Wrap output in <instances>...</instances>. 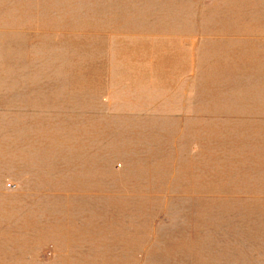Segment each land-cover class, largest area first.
I'll list each match as a JSON object with an SVG mask.
<instances>
[{
  "label": "rangeland",
  "instance_id": "1",
  "mask_svg": "<svg viewBox=\"0 0 264 264\" xmlns=\"http://www.w3.org/2000/svg\"><path fill=\"white\" fill-rule=\"evenodd\" d=\"M83 259L264 264V0H0V264Z\"/></svg>",
  "mask_w": 264,
  "mask_h": 264
},
{
  "label": "bare ground",
  "instance_id": "2",
  "mask_svg": "<svg viewBox=\"0 0 264 264\" xmlns=\"http://www.w3.org/2000/svg\"><path fill=\"white\" fill-rule=\"evenodd\" d=\"M3 158V157H2ZM23 199V198H22ZM84 263L87 264V259H83ZM93 260L89 261V264H92ZM75 264V263H74ZM81 264H82V260H81Z\"/></svg>",
  "mask_w": 264,
  "mask_h": 264
}]
</instances>
